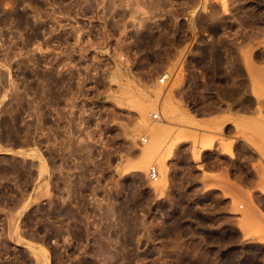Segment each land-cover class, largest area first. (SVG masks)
Masks as SVG:
<instances>
[{
  "label": "rangeland",
  "instance_id": "obj_1",
  "mask_svg": "<svg viewBox=\"0 0 264 264\" xmlns=\"http://www.w3.org/2000/svg\"><path fill=\"white\" fill-rule=\"evenodd\" d=\"M236 146L264 192V0H0V264H264Z\"/></svg>",
  "mask_w": 264,
  "mask_h": 264
},
{
  "label": "crops",
  "instance_id": "obj_2",
  "mask_svg": "<svg viewBox=\"0 0 264 264\" xmlns=\"http://www.w3.org/2000/svg\"><path fill=\"white\" fill-rule=\"evenodd\" d=\"M185 73H186V79H185V87H192L194 83H196V85H199L200 82V76L198 74V71H196V73L193 71L192 68H188V66L185 67ZM217 73H220V69L217 70ZM245 74V70L243 72ZM195 80L193 79V75L195 76ZM186 104H190L193 105L195 104L197 106V112L200 111V105L201 102L200 100L197 98L196 101L193 100L191 97L187 98L186 100ZM232 114L229 117V120L225 123V125H223L226 129L227 128H232L233 124L236 122H245L247 121L249 118L252 117L251 115V102L250 100H247L246 98L244 99H239L237 101H234L232 103ZM210 116H202V117H197V119L200 120H207L209 119ZM248 148H246L245 146H236L233 149V153L235 154V157H229L227 158L228 162L231 164V170L233 171V174L236 175L237 173L241 174V177H243L244 182L243 184L246 186L247 191L252 192L254 196L256 197H264V192L263 189H261L259 187V185L261 186L260 183H258L257 180H253V177L250 175L251 174V162L249 159V156H247L248 154ZM234 156V155H233ZM205 165H207L208 169L210 170L211 173H218V166L215 165L212 162H205ZM211 188L207 189L205 191V194H210V195H214V196H220L219 201H225L223 197V194L225 193V191L227 190V184L217 181L215 180H211ZM213 204V203H212ZM216 209L213 210V215L214 216H221L222 212L225 210L224 209V205L221 204H216L215 205Z\"/></svg>",
  "mask_w": 264,
  "mask_h": 264
},
{
  "label": "bare ground",
  "instance_id": "obj_3",
  "mask_svg": "<svg viewBox=\"0 0 264 264\" xmlns=\"http://www.w3.org/2000/svg\"><path fill=\"white\" fill-rule=\"evenodd\" d=\"M33 1V0H32ZM62 1V0H61ZM71 1H73V0H71ZM60 2V1H59ZM60 3H62V2H60ZM59 3V4H60ZM73 3V2H72ZM111 3V2H110ZM29 4H30V2H29ZM67 4V3H66ZM54 5V4H53ZM61 6H63L64 7V3L61 5ZM201 6H202V2H201V5H200V7L196 10V13H195V15H198V13L199 12H201ZM58 9L60 8V6L59 7H57ZM62 8V7H61ZM61 10V9H60ZM63 10V9H62ZM60 14V13H59ZM199 149L201 150V151H204V150H210L211 148H210V146H206V147H199ZM199 151V150H198ZM200 152V151H199ZM199 152H197V154L199 153ZM197 154H196V157H197ZM198 157H200V156H198ZM230 157H232V153H230ZM199 159V158H198ZM196 160H197V158H196Z\"/></svg>",
  "mask_w": 264,
  "mask_h": 264
},
{
  "label": "built area",
  "instance_id": "obj_4",
  "mask_svg": "<svg viewBox=\"0 0 264 264\" xmlns=\"http://www.w3.org/2000/svg\"><path fill=\"white\" fill-rule=\"evenodd\" d=\"M163 80H161V82H163ZM153 118H157V115H153ZM157 175V170L154 167H151L148 171L149 179L155 181L157 179Z\"/></svg>",
  "mask_w": 264,
  "mask_h": 264
}]
</instances>
